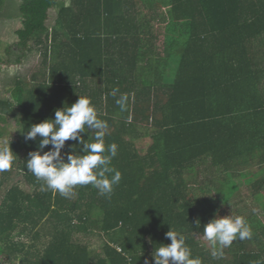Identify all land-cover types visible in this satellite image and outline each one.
I'll return each mask as SVG.
<instances>
[{"label":"trees","instance_id":"1","mask_svg":"<svg viewBox=\"0 0 264 264\" xmlns=\"http://www.w3.org/2000/svg\"><path fill=\"white\" fill-rule=\"evenodd\" d=\"M11 1L0 0V17ZM18 12L16 46L42 47L45 71L16 78L0 98V138L9 116L21 125L9 142L15 162L0 172V262L154 264L172 229L201 264H264V0H21ZM79 96L107 121L105 147L117 145L110 166L122 178L110 196L90 184L70 198L42 192L27 169L40 137L26 132ZM81 135L88 143L95 133ZM82 147L69 140L62 154ZM235 178L259 212L240 214L251 238L214 258L203 227L228 215ZM95 233L100 252L80 240Z\"/></svg>","mask_w":264,"mask_h":264},{"label":"clouds","instance_id":"2","mask_svg":"<svg viewBox=\"0 0 264 264\" xmlns=\"http://www.w3.org/2000/svg\"><path fill=\"white\" fill-rule=\"evenodd\" d=\"M118 89L111 95L116 96ZM127 94L116 100L120 109L126 110ZM109 125L99 118L98 110L88 96H79L71 106L55 110L54 119L48 118L34 124L25 134V140H40L36 151L29 153L27 169L38 181H43L40 190L58 192L65 198L75 195L76 186L92 185L100 195L110 196L115 185L121 181L122 174L110 166L117 155V145L105 147V136ZM94 131L92 142L86 143L81 133ZM76 141L83 145V154H73V150L62 154L67 141ZM47 151L44 149L48 146ZM10 145L0 147V172L8 171L15 162ZM199 226V221H197ZM170 244H160L152 253L154 264H201L192 257L186 237L180 231L170 229L166 234ZM252 231L242 216L227 215L213 218L203 227V238L212 247V256L219 258L224 249L229 248L236 239H250ZM145 264H152L148 259Z\"/></svg>","mask_w":264,"mask_h":264},{"label":"rangeland","instance_id":"3","mask_svg":"<svg viewBox=\"0 0 264 264\" xmlns=\"http://www.w3.org/2000/svg\"><path fill=\"white\" fill-rule=\"evenodd\" d=\"M21 0H12L11 3L5 8L4 12L0 17V98L8 99L10 95L9 90H12L14 80L16 78L21 80L30 81L33 80V75L45 71L43 65L44 56L42 53V47L32 46V51H22L16 46V35L15 29L19 26V12L18 7ZM57 9H51L49 11V18L47 20V25L53 27L57 23ZM32 45V44H31ZM9 48V52L7 51ZM21 57L20 62L18 58ZM5 133L4 137L0 138V147H5L9 145L11 140L17 139L21 132V125L18 118L9 116L6 123L4 124ZM138 146H143L142 140H137ZM240 184L241 191L239 193V198L234 197V202L227 205L228 215L240 216L247 215L250 211L255 210L259 212V209L254 205V199L248 188L242 184L240 178H235ZM22 181L21 185L25 189H29L23 177L20 174H14L11 178L12 183ZM237 202V203H235ZM263 220H264V216ZM82 237L81 242L89 243V246L93 251L100 252L104 244L102 235L95 233ZM22 241H26L28 244L31 243L29 238L26 236L21 238ZM2 257L0 264H14L9 263Z\"/></svg>","mask_w":264,"mask_h":264}]
</instances>
